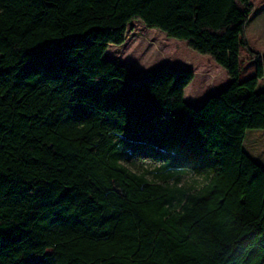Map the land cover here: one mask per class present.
Instances as JSON below:
<instances>
[{
    "label": "trees",
    "instance_id": "1",
    "mask_svg": "<svg viewBox=\"0 0 264 264\" xmlns=\"http://www.w3.org/2000/svg\"><path fill=\"white\" fill-rule=\"evenodd\" d=\"M252 0H0V264H264V60ZM141 21L230 78L105 58ZM191 173V174H190ZM196 176L187 179V175Z\"/></svg>",
    "mask_w": 264,
    "mask_h": 264
},
{
    "label": "rangeland",
    "instance_id": "2",
    "mask_svg": "<svg viewBox=\"0 0 264 264\" xmlns=\"http://www.w3.org/2000/svg\"><path fill=\"white\" fill-rule=\"evenodd\" d=\"M252 3L254 11L246 25L249 48H244L241 54V80L255 74L256 55L264 60V0H252ZM105 58L124 65L130 78L135 81L144 79L152 70L161 66L195 71V80L186 88L185 100L188 103L195 85L204 89L201 98L204 101L212 93L226 87L230 81L225 69L210 56L202 55L188 47L184 41L169 38L160 30L148 28L138 20L130 23L125 43L111 44ZM259 87L264 89V78L260 80ZM244 147L255 160L264 164V129L248 130ZM193 177L196 176H186L187 179Z\"/></svg>",
    "mask_w": 264,
    "mask_h": 264
},
{
    "label": "crops",
    "instance_id": "3",
    "mask_svg": "<svg viewBox=\"0 0 264 264\" xmlns=\"http://www.w3.org/2000/svg\"><path fill=\"white\" fill-rule=\"evenodd\" d=\"M184 70H189V69H184ZM195 72V71H194ZM195 75H196V72H195ZM196 77V76H195ZM195 80V79H194ZM230 82V81H229ZM228 82V83H229ZM195 83H193V85H194ZM194 88L196 89H194V90H192V92H191V95L192 96H190V97H192V98H190V100H189V102L192 104V105H194L195 107H198V106H200L204 101H202V96H203V94H202V92H204L203 90V88H201V87H199V86H197V85H195L194 86ZM193 93V94H192ZM212 94H215V93H212Z\"/></svg>",
    "mask_w": 264,
    "mask_h": 264
},
{
    "label": "water",
    "instance_id": "4",
    "mask_svg": "<svg viewBox=\"0 0 264 264\" xmlns=\"http://www.w3.org/2000/svg\"><path fill=\"white\" fill-rule=\"evenodd\" d=\"M183 70V69H182Z\"/></svg>",
    "mask_w": 264,
    "mask_h": 264
}]
</instances>
